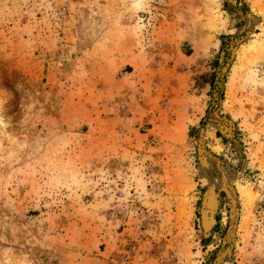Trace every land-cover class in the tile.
I'll return each instance as SVG.
<instances>
[{
	"label": "rangeland",
	"instance_id": "rangeland-1",
	"mask_svg": "<svg viewBox=\"0 0 264 264\" xmlns=\"http://www.w3.org/2000/svg\"><path fill=\"white\" fill-rule=\"evenodd\" d=\"M0 264H264V0H0Z\"/></svg>",
	"mask_w": 264,
	"mask_h": 264
},
{
	"label": "trees",
	"instance_id": "trees-1",
	"mask_svg": "<svg viewBox=\"0 0 264 264\" xmlns=\"http://www.w3.org/2000/svg\"><path fill=\"white\" fill-rule=\"evenodd\" d=\"M214 62H216V63H217L218 61H217V60H215ZM209 240H210V237H209V238H207V241H209Z\"/></svg>",
	"mask_w": 264,
	"mask_h": 264
}]
</instances>
